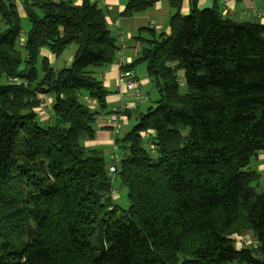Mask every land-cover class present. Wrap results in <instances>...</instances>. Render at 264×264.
I'll list each match as a JSON object with an SVG mask.
<instances>
[{
  "label": "trees",
  "instance_id": "trees-1",
  "mask_svg": "<svg viewBox=\"0 0 264 264\" xmlns=\"http://www.w3.org/2000/svg\"><path fill=\"white\" fill-rule=\"evenodd\" d=\"M157 1L128 0L121 15ZM21 2L23 47L16 5L0 0V264H264V192L250 168L264 153V24L191 0L168 36L144 38L127 68L145 64L159 98L115 140L123 209L103 156L83 144L111 94L93 69L120 49L106 13L97 0ZM73 44L69 67L39 69L41 49L60 56ZM40 95L54 100L46 124ZM246 232L256 249L236 247Z\"/></svg>",
  "mask_w": 264,
  "mask_h": 264
},
{
  "label": "crops",
  "instance_id": "crops-1",
  "mask_svg": "<svg viewBox=\"0 0 264 264\" xmlns=\"http://www.w3.org/2000/svg\"><path fill=\"white\" fill-rule=\"evenodd\" d=\"M8 1H11L16 5L21 20L27 18L21 0ZM73 1L77 6H81L83 4V0ZM127 2L128 0H99L98 6L106 13L108 26L112 35L116 38L117 45L119 47H121L123 44L127 45V48L123 52L124 56L129 59L130 65L134 64V62L139 58L144 46V38L149 35L148 33L150 31H154L157 36L161 34L168 36L171 33L170 18L177 12H180L182 15H187L192 9L191 0H181L179 7L172 6L169 0H158L153 7L145 12L132 17H123L121 14L125 9ZM196 6L200 10L212 9L216 7L224 17L229 18L236 23L264 24V0H196ZM4 29L5 27L1 21L0 14V32H2ZM21 37L19 44L20 47H23L26 40H22ZM69 47L61 56H55L47 48L41 49L38 66L41 68L42 62L47 60L49 65L56 71L61 70L58 68H61L62 66L69 67V65H65V62L71 64L76 51V49ZM62 57L67 58V61L66 59L64 60L65 64L61 61ZM117 60L118 54L116 55V59L112 64L93 69L95 74L103 82L104 87L107 88L111 94L106 98V110L101 111L100 115L95 121V137L92 140H85L83 142L87 149L96 150L100 155L103 156L108 170L113 164L115 139L108 125L107 118L112 107L121 103L116 93L120 76V68L117 64ZM140 65L141 64H137L132 69L142 84L143 92L150 95V90L154 92V90H152L154 85L148 76L146 66ZM7 81L8 80L6 78V82L0 84H6ZM39 99L41 101V105L39 109H37V114L41 122L46 124L50 122L53 117L52 105L54 100L48 95H40ZM83 100L92 110H99V106L96 101L89 99L87 96H84ZM128 101H131L130 96L123 99L124 103ZM145 103L148 102H138L130 111L131 118L123 127L124 131L122 130L121 137L129 132L135 125L133 124L132 119L138 120V116L142 113H145L142 111V107ZM257 157H264V153H261ZM117 178L118 175L116 174L114 180ZM113 189L115 191V196H113V198L117 203L122 199V197L118 191L116 192L114 185Z\"/></svg>",
  "mask_w": 264,
  "mask_h": 264
},
{
  "label": "built area",
  "instance_id": "built-area-1",
  "mask_svg": "<svg viewBox=\"0 0 264 264\" xmlns=\"http://www.w3.org/2000/svg\"><path fill=\"white\" fill-rule=\"evenodd\" d=\"M126 48L127 45L125 44H123L120 47L118 51V60H117V64L120 68V76L118 81V89L116 93L121 103L112 107L107 118L108 125L111 129V132L115 140L116 138L122 135L123 127L126 125L127 122L126 112L132 110L133 107L138 102H148L150 99L149 96L143 92L142 84L137 78L135 72L127 68L129 65V59L124 56V52H123ZM10 82L15 84H20L19 80L16 78H10ZM129 96L131 97V101L124 103L123 99ZM120 161H121V155L119 152V148L116 141H114L113 164L109 168V173L113 179L117 174ZM248 238H249L248 236H243V235L240 236V238L238 239V243L236 244L238 245V249H241L243 247H251L256 249L258 247V243L255 239L250 240Z\"/></svg>",
  "mask_w": 264,
  "mask_h": 264
},
{
  "label": "rangeland",
  "instance_id": "rangeland-1",
  "mask_svg": "<svg viewBox=\"0 0 264 264\" xmlns=\"http://www.w3.org/2000/svg\"><path fill=\"white\" fill-rule=\"evenodd\" d=\"M21 24H22V28H23V33L21 34L22 35V37H21V39L22 40H26V33L28 32V30H29V28H30V24H29V21H28V19L27 18H25V19H22L21 20ZM20 42V41H19ZM19 44V43H18ZM19 46H20V44H19ZM69 48H74V49H76V45H71V47H69ZM61 56V55H60ZM66 59V61H67V58H63L62 57V59H61V61H62V63H64V60ZM66 63V64H65ZM64 64L65 65H71V64H68V62H65ZM140 66H145V64H141ZM64 67H68V66H62L61 68H58V69H62V68H64ZM39 69H40V67H39ZM41 71V70H40ZM40 75H42V72H40ZM9 81H10V78H9ZM6 82V78L4 77V78H2V79H0V83H5ZM19 82H20V80H19ZM152 90H154V92H152L151 90L149 91L150 93V95H148L147 93H146V95H148L149 96V101H148V103H145L144 105H143V107H142V111L143 112H146L147 111V109L149 108V107H151V106H155V102H156V100H158V98H159V93H158V89L154 86L153 87V89ZM182 92V91H181ZM183 93V92H182ZM131 111V110H130ZM129 112V111H128ZM126 115H127V112H126ZM127 117V122L126 123H128V120L130 119L129 117H128V115L126 116ZM133 120V124H136L137 122H138V120H136V119H132ZM124 131V130H123ZM148 134H151V133H147V135ZM145 135V134H144ZM146 135V136H147ZM250 168L253 170V171H255V172H257V173H259L261 176L259 177V180L256 182V183H253V185L254 186H256L257 187V191L258 192H264V157H254L252 160H251V164H250ZM113 185H114V188L116 189V192L118 191L119 193H120V195H121V197H122V199L121 200H119L118 202H117V204L121 207V208H123V209H127L128 207H129V200H128V196H127V188L121 183V181H120V179L119 178H117V179H113ZM243 236H248L249 238L248 239H250V240H253L254 238H253V235H252V233L251 232H246ZM234 238H236L235 239V244H237L238 243V239L240 238V236L239 235H234ZM236 247L238 248V245H236Z\"/></svg>",
  "mask_w": 264,
  "mask_h": 264
}]
</instances>
